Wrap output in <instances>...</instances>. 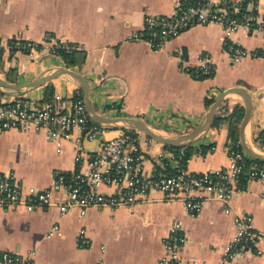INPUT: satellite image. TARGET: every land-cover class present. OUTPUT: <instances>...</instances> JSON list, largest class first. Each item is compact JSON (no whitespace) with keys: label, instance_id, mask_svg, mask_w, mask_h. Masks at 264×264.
I'll return each mask as SVG.
<instances>
[{"label":"crops","instance_id":"0c3cea01","mask_svg":"<svg viewBox=\"0 0 264 264\" xmlns=\"http://www.w3.org/2000/svg\"><path fill=\"white\" fill-rule=\"evenodd\" d=\"M175 2L9 0L0 3V39L20 37L41 43L47 36H55L78 46L75 61L70 63L49 53L32 58L24 50L3 48L0 76L10 83L21 84L51 74L57 68H71L87 78L91 103L99 113L140 119L159 135L172 138L189 133L201 122L211 107L206 104L208 98L215 101L224 90L247 85L254 102L245 140L264 156V55L233 62L219 25L190 28L161 50L136 37L142 32L145 15H168ZM234 39L251 52L264 54V42L259 35L239 31ZM179 52L185 53L192 68L197 66L201 52L210 53L216 67L214 76L197 79L187 73ZM49 89L69 95L82 88L70 76L63 75L34 88L2 87L0 93L4 99L38 102L48 97ZM237 105L245 108L240 95L225 98L215 116L222 119L217 124L213 122L191 143L196 150L186 162L188 170L211 172L229 165L226 148L229 143L240 141L241 124L239 138L234 140L229 137L224 118ZM113 129L117 132H110L108 137L133 131L115 125ZM74 134L81 135V131L76 129ZM135 145L145 156L149 173L176 171L168 155L170 150L179 153L181 149L176 152L144 132ZM83 146L87 152L94 151L98 140L84 136ZM202 148L207 150L203 152ZM75 154L72 138L64 140L59 147L44 131L33 128L0 133V167L15 175L26 194L32 189L49 188L54 201H61L66 190L58 177H73ZM249 173L250 166L237 185L232 205L237 211L251 214L255 228L264 232V182L250 179ZM100 190L111 192L113 188L101 186ZM176 220L182 221L187 239L177 247L185 262L222 264L226 248L236 234L233 215L225 212V204L208 201L200 213L192 216L183 202L162 199V194L153 195L152 200L133 208L90 207L85 215L79 209H72L61 216L55 206L0 210V252L30 257L34 264H161L166 254L165 239ZM55 223H59V230L51 234ZM82 230L90 240L87 246L78 240ZM225 264H264V239L260 254L238 255Z\"/></svg>","mask_w":264,"mask_h":264},{"label":"built area","instance_id":"2783aa9c","mask_svg":"<svg viewBox=\"0 0 264 264\" xmlns=\"http://www.w3.org/2000/svg\"><path fill=\"white\" fill-rule=\"evenodd\" d=\"M8 1L0 0V3ZM263 6L264 0H176L173 11L168 15H145L142 32L136 37L146 41L153 49L161 50L169 41L190 28L219 25L224 32L225 49L236 63L247 56L264 55L251 52L234 39L236 33L245 31L250 35H259L264 42ZM3 48L24 50L35 58L42 53L60 56L62 50L74 52L78 46L58 40L55 36H47L41 43L22 40L20 37L0 39V50ZM179 56L187 73L205 78L214 76L216 67L210 53L201 52L194 68L188 66L184 52H179ZM113 127L92 119L84 94L79 89L69 95L54 93L38 102L25 98L4 99L0 93V133L33 128L38 132L44 131L47 138L59 147L64 140L72 138L76 149L75 174L72 178L66 175L58 177L59 184L66 190L61 201H54L49 188L32 189L26 194L15 175L0 167V210L21 206L37 210L55 206L61 216L72 209H79L85 215L90 207L133 208L141 202L152 200L153 195L162 194V199L183 202L187 213L195 216L206 202L220 201L225 204V212L233 215L236 232L226 248L222 264L234 260L238 255L261 253L264 232L255 228L251 214L237 211L232 205L237 185L248 167V160L252 159L243 150L240 141L228 144L226 149L230 163L226 168L191 172L186 167L188 158L185 147H182L179 153L169 152V162L176 168L173 174H153L146 170V158L135 145L142 132L125 130L108 137ZM76 129L81 131V135L75 136ZM84 136L91 141L98 140L97 149L87 152L83 146ZM161 157L164 159L163 155ZM252 160L249 178L264 182V163ZM101 186L113 188V191H101ZM58 230L59 223H55L50 233ZM78 240L82 245L90 244L85 230L80 232ZM186 240L183 223L176 220L165 239L166 254L161 264H191L185 262L177 251V247ZM0 264L34 262L30 257L1 251Z\"/></svg>","mask_w":264,"mask_h":264},{"label":"water","instance_id":"95a60500","mask_svg":"<svg viewBox=\"0 0 264 264\" xmlns=\"http://www.w3.org/2000/svg\"><path fill=\"white\" fill-rule=\"evenodd\" d=\"M63 75L70 76L80 85V87L83 90L87 110L94 121L140 130L144 132L146 135L156 140L157 142H160L168 146H176V147H184L188 144H191L202 132H204L207 128H209L213 124L216 113L218 109L221 107L225 98L234 94H238L245 103V113L240 127V142L242 144V148L251 158H254L264 163V156L255 152L252 148H250L245 140V129L248 126L250 117L252 115L253 102H254L253 97L250 94L249 87L247 85L234 86L221 92L216 97L214 103L211 105L210 109L203 117L201 122L192 131H190L185 135L174 138L159 135L157 132H155V130L151 126L147 125L145 122H143L140 119L126 117V116L110 117L99 113L91 103L90 86L87 78L83 76L81 73L68 67L57 68L51 74H46L36 80L21 84L10 83L5 78H2L0 76V87L10 88L14 90H20L22 88H34Z\"/></svg>","mask_w":264,"mask_h":264},{"label":"trees","instance_id":"16d2710c","mask_svg":"<svg viewBox=\"0 0 264 264\" xmlns=\"http://www.w3.org/2000/svg\"><path fill=\"white\" fill-rule=\"evenodd\" d=\"M75 55H76V51L68 52V51L62 50L60 52V57L66 63H70V62L75 61ZM193 76L196 77L197 79H204L205 78V77L199 76V75H193ZM49 90L50 91L48 92L47 96L54 93L53 89H49ZM80 90L82 91V89H80ZM213 101H214V99H209V98L206 100V104L208 105V107H210L212 105ZM244 113H245V108L243 106L237 105L235 107L234 111L229 116L224 118V120L228 122L229 137L234 139V140H237L239 138V126H240L242 119L244 117ZM221 119H222L221 117H216V119L214 120V124H217L219 122V120H221ZM184 147L186 150L187 158H190L193 155V153H195V150H196L195 147L191 144H188ZM169 148L176 151V152H177V150L181 149V147H174V146H170ZM202 150H203V152H205L207 150V148H202ZM251 163H252V161L248 160V166H250ZM67 178H71V177L67 176Z\"/></svg>","mask_w":264,"mask_h":264},{"label":"rangeland","instance_id":"374dc122","mask_svg":"<svg viewBox=\"0 0 264 264\" xmlns=\"http://www.w3.org/2000/svg\"><path fill=\"white\" fill-rule=\"evenodd\" d=\"M108 113L111 114L112 112H108ZM116 132H117V130L116 129H113L112 133H116Z\"/></svg>","mask_w":264,"mask_h":264}]
</instances>
